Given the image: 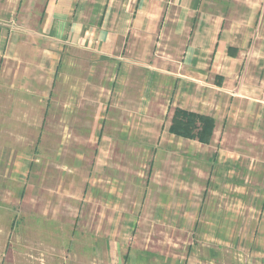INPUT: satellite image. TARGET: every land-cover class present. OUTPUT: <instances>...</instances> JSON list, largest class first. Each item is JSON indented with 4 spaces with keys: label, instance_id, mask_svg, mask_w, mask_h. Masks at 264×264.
Instances as JSON below:
<instances>
[{
    "label": "crops",
    "instance_id": "crops-1",
    "mask_svg": "<svg viewBox=\"0 0 264 264\" xmlns=\"http://www.w3.org/2000/svg\"><path fill=\"white\" fill-rule=\"evenodd\" d=\"M15 1L8 5L23 8L19 21L27 25L24 32L0 35V52L33 73L25 86L44 87L48 96L57 87L72 104L101 102L103 114L91 116L101 121L92 125L99 136L105 129L137 140L152 134L155 147L168 151L161 162L153 159L147 198L156 200L159 218L174 215L170 231L196 238L152 264H264V0H233L232 15L228 0ZM240 7H248L242 17ZM166 24L175 41L167 45L165 37L161 48ZM119 96L117 128L106 114ZM131 103L134 122L123 108ZM180 108L215 119L209 142L170 131ZM150 117L154 128L135 122ZM111 147L106 141L100 149ZM177 152L199 156L216 173L179 178ZM58 161L70 165L65 156ZM80 165L78 153L74 166ZM241 165L248 167L247 178Z\"/></svg>",
    "mask_w": 264,
    "mask_h": 264
},
{
    "label": "rangeland",
    "instance_id": "rangeland-1",
    "mask_svg": "<svg viewBox=\"0 0 264 264\" xmlns=\"http://www.w3.org/2000/svg\"><path fill=\"white\" fill-rule=\"evenodd\" d=\"M0 1L5 2L0 6V35L24 32L27 23L19 21L23 8L8 5L15 0ZM247 8L240 7L239 17ZM176 14L169 11L171 18ZM165 26L161 48L165 37L167 45L175 41L172 25ZM78 58L88 62V56ZM18 62L13 58L10 63L0 52V264H152L154 258L183 248L192 232L170 231L174 215L159 218L153 209L156 200L147 198L153 159L168 158L167 150L155 147V136L137 140L108 129L99 136L92 125L101 121L91 116L103 114L104 104L83 99L74 109L69 96L64 107L57 87L48 96L44 87L25 86L33 73ZM113 101L106 116L108 125L117 127L123 99ZM123 108L134 122L132 103ZM141 121L145 128L155 127L151 117L135 120ZM62 128L66 133L59 132ZM106 141L112 147L101 150ZM73 144H82V150L72 149ZM78 153L84 165L74 166ZM177 154L176 164L183 166L176 169L179 178H205L208 173L212 178L216 173L199 156ZM60 156L70 165L57 166ZM240 171L241 178L249 176L248 167L241 165Z\"/></svg>",
    "mask_w": 264,
    "mask_h": 264
},
{
    "label": "trees",
    "instance_id": "trees-1",
    "mask_svg": "<svg viewBox=\"0 0 264 264\" xmlns=\"http://www.w3.org/2000/svg\"><path fill=\"white\" fill-rule=\"evenodd\" d=\"M214 128V118L180 108L175 111L170 131L183 137L197 138L200 141L209 142Z\"/></svg>",
    "mask_w": 264,
    "mask_h": 264
}]
</instances>
